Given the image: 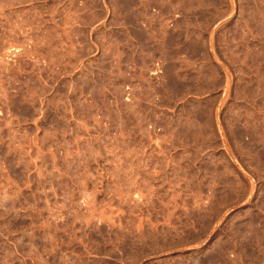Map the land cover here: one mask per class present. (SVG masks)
<instances>
[{
  "label": "rangeland",
  "instance_id": "obj_1",
  "mask_svg": "<svg viewBox=\"0 0 264 264\" xmlns=\"http://www.w3.org/2000/svg\"><path fill=\"white\" fill-rule=\"evenodd\" d=\"M0 264H264V0H0Z\"/></svg>",
  "mask_w": 264,
  "mask_h": 264
}]
</instances>
